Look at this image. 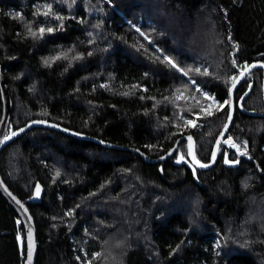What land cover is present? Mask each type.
Here are the masks:
<instances>
[{
  "label": "trees",
  "instance_id": "trees-1",
  "mask_svg": "<svg viewBox=\"0 0 264 264\" xmlns=\"http://www.w3.org/2000/svg\"><path fill=\"white\" fill-rule=\"evenodd\" d=\"M41 26L57 30L29 35ZM69 49L81 58L43 62ZM165 56L209 75L185 76ZM233 59L264 62V0H0V65L15 129L46 118L150 157L193 134L196 157L208 163L229 109L185 128L181 115L193 118L187 109L198 106L176 97L206 103L195 79L222 102L223 81L239 72ZM263 76L253 69L236 92L238 100L253 84L243 102L250 114L237 107L228 133L241 151L247 142V155L222 143L217 163L195 174L186 141L160 163L40 127L6 146L0 171L11 190L26 199L43 185L42 201L29 205L36 264H264ZM225 154L239 163H225ZM20 239L24 225L0 192V264L24 263Z\"/></svg>",
  "mask_w": 264,
  "mask_h": 264
},
{
  "label": "water",
  "instance_id": "water-1",
  "mask_svg": "<svg viewBox=\"0 0 264 264\" xmlns=\"http://www.w3.org/2000/svg\"><path fill=\"white\" fill-rule=\"evenodd\" d=\"M254 63L259 65V64L264 63V62L263 61H254V62H252L250 64H254ZM253 69H255V68H253ZM244 79L240 80V82L237 84L236 89H235V91L233 93V98L235 100L236 107L232 111V120H231L230 123L228 122V117H227L226 123H228V130L225 132L224 131V126H223L222 130L218 134V136H217V138H216V140L214 142L213 148H212V152H211V156H210L209 162L208 163H203V162L200 161L203 164H208L209 167L201 168V167H199V165H194V162L191 160V157H189L188 154H187L189 162L193 166H195V168L200 169V170H208V169L212 168L217 163L220 150L217 152L215 161L214 162L212 161V153H213V151H216V141H217V139H220L222 133H223L224 139H227L229 137L228 133H229V131L231 129V126L233 124V121H234V118H235V115H236L237 107L242 112L250 114V112L243 107V102L250 95V93H251V91L253 89V84H250L251 85V89L250 90H249V86H248L247 90L240 96V97H244V99L242 101L240 100V98L238 100L236 99V92H237L240 84L242 83V81ZM262 87H263V99H264V76H263V81H262ZM245 93H247V95H245ZM0 94H1V99H2V115H1V118H0V141H2L5 136H11L12 132H16L17 133V135L12 136L11 139L6 140L3 143H0V153L2 152V150L6 146H8L10 143H12L17 138L21 137L25 132L29 131L32 128H36V127L48 128V129L56 130V131L62 132L64 134H66V135L75 137V138L80 139V140L93 141V142H96V143L104 146L105 148L132 151V152H135L138 155H140L143 158V160L145 162H147V163H160V162L166 161L169 158H172L176 154L180 144L183 141H186V144H188V141H187V137L188 136H191L193 138V141H194V144H195V149H196V140H195L193 134H185V135L179 136L176 139L174 145L165 154H163L161 156H158V157H150L149 155H147L144 151H142L139 148H136V147H133V146H126V145H121V144L109 142V141H106V140H104L102 138L95 137V136H93L91 134H86L84 132H80L78 130L71 129L69 127H66V126L58 123V122H55L53 120L46 119V118H34V119H31L26 124H24L21 127L15 129L11 125V119H12L11 112H12L13 107H14V102H13V99H12V96H11L9 85L6 83V78H5L4 74H3V70H2L1 65H0ZM33 121H46V123H33ZM20 129H24V131L21 132ZM65 129H67V131H65ZM77 134H79V135H77ZM222 143H223V140H221V144ZM174 149H175V151H174ZM196 159H198V158L196 157ZM37 185H39L40 189H41L39 197H37L35 195V191H36V186ZM0 192L2 193L4 198L8 201V203L16 210V212L18 213L19 218L21 219V222L24 225L25 239H20L19 240L21 252L24 251V248L26 249V252H27L28 236H29V232H31V239H32V243H33V246H34L33 258H32L31 264H36L37 256H38L37 227H36L35 218H34L33 214L31 213L29 205L30 204H37V203H40L42 201L43 185L39 181L36 182V184L34 186V189H33V193L29 197H27L26 199H21L7 185V183L5 182V180H4L3 176H2V173L0 171ZM25 209L27 211H25ZM22 243H23V246H22ZM23 264H27V258L26 257H25V261H24Z\"/></svg>",
  "mask_w": 264,
  "mask_h": 264
},
{
  "label": "snow or ice",
  "instance_id": "snow-or-ice-1",
  "mask_svg": "<svg viewBox=\"0 0 264 264\" xmlns=\"http://www.w3.org/2000/svg\"><path fill=\"white\" fill-rule=\"evenodd\" d=\"M109 2H111V0H109ZM48 7H49V11H45L43 13L44 16L50 15V6H48ZM17 16H19V13L17 14ZM55 19L60 22L59 28L62 29L63 28V19H64V17L57 15V16H55ZM56 30L57 29H54L52 27L45 28L43 26L39 27L37 31H32L31 27L28 28L29 35L34 37V38H36V37H41L42 38L46 33L51 34V33H53ZM137 31H139V29H137ZM141 35H144V34L141 33ZM145 39H148V37L145 36ZM229 39L231 40V37H229ZM235 47L238 50L239 46L235 45ZM71 52H72V49H69L67 52H61V53H59L57 55L51 56L49 58H45L43 62L46 65H50L51 63H54L55 61L61 60V59L72 60V59H80L81 58V56L79 54L70 56L69 54ZM89 55H91V53H89ZM164 62L169 64L172 68L177 69L179 72L183 73L185 76H188L190 71H194L197 74H201V75H209V73H208V71L206 69L203 72H201V68H199V67H196L194 69L190 68L188 70H185L184 68H181L177 64V62L170 56H165L164 57ZM232 64L235 67L239 68V72H238L237 75L230 76V77H228L227 80L223 81L226 85H228V97L226 99H224L222 102L217 100L214 94L210 95L209 93L203 91V89H201L199 87V85L197 84L195 79H191L190 83L195 86V92L199 93L202 96L203 101H205L206 103H201V101L196 99V97H194V96H186L184 94V92H179V90H178L179 95L176 97L177 100H185V101L194 100L196 105L198 106V112L197 111H193L192 107H189L187 109V111L189 113H191V116L193 118L189 119V118H185L183 115H181L180 119L182 120L183 126L185 128H197V127L200 126L198 121L202 117H211L216 112L223 111L225 108L229 109L228 114H227L228 115V122L229 123L231 122V120H232V111L236 107V103H235V100L233 98V93H234V91L236 89L237 84L240 82L241 79H244L247 75H249L253 68H256V67L264 68V63H261V64L258 65V64H255V63L254 64H248L247 62H245L243 65H238L235 59H233ZM250 89H251V85H249V90ZM245 95H247V93H245ZM243 99H244V97H240L241 101ZM33 123H46V121H33ZM227 130H228V123H225L224 131L226 132ZM20 131L23 132L24 129H20ZM65 131H67V129H65ZM15 135H17V133L16 132H12L11 136H5L4 139L2 141H0V143H3L4 141L11 139V137L15 136ZM77 135H79V134H77ZM221 140H223V143L225 145H230L231 147L235 148L236 151L239 154L247 155V142L246 141L244 142V151H241V145L240 144L235 143V141L230 136L227 139H224L223 133H222L220 139H217V141H216V151H213V153H212V161L213 162L216 159L217 152L220 150ZM187 141H188L187 154H188L189 157H191V160L194 162V165H199V167H201V168L209 167L208 164H203L198 159H196L195 144H194L193 138L191 136H188L187 137ZM174 151H175V149H174ZM185 159H186L185 155L183 153H181L179 158H178V160H177V162L178 163L179 162H183V161H185ZM224 162L227 163V164L239 163L238 160H235V161L229 160L227 158L226 154H225V157H224ZM192 171H193V174H195V171H196L195 166H193ZM56 175L59 176L60 173L57 171ZM40 192H41L40 186L37 185L36 186L35 195L37 197H39L40 196ZM25 211H27V210L25 209ZM67 215H72V213L69 212V213H67ZM22 246H23V243H22ZM33 251H34V246H33L32 239H31V232H29L28 242H27V252H26L27 264H31V262H32ZM100 255H101L100 253H95L94 254V256L97 259L100 257ZM79 259H80V257H77V260H79ZM86 264H92V261L91 260H87Z\"/></svg>",
  "mask_w": 264,
  "mask_h": 264
}]
</instances>
